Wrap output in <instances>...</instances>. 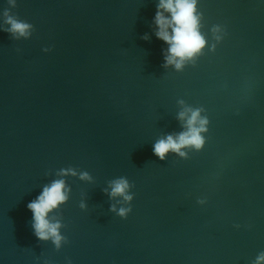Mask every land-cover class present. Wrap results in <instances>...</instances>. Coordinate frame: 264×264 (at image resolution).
<instances>
[{"label": "water", "instance_id": "water-1", "mask_svg": "<svg viewBox=\"0 0 264 264\" xmlns=\"http://www.w3.org/2000/svg\"><path fill=\"white\" fill-rule=\"evenodd\" d=\"M159 2L0 0V264H256L264 253V0H197L206 45L180 70L155 35ZM5 12L30 35L7 31ZM185 107L207 119L204 144L161 160L153 145L186 130ZM120 178L130 202L110 195ZM56 180L67 199L47 219L59 247L35 235L27 207Z\"/></svg>", "mask_w": 264, "mask_h": 264}, {"label": "clouds", "instance_id": "clouds-1", "mask_svg": "<svg viewBox=\"0 0 264 264\" xmlns=\"http://www.w3.org/2000/svg\"><path fill=\"white\" fill-rule=\"evenodd\" d=\"M197 0H160L156 12L154 23L157 27L155 35L169 45L168 53L165 56V66L174 65L180 70L185 61L193 59L198 55L206 45L205 37L199 31L200 17L196 14ZM14 3V0H10ZM166 13L168 15H166ZM5 22L10 25L6 29L14 35L28 37L30 35L31 25L20 21L5 12ZM171 30V31H169ZM213 33H219L220 28L214 27ZM148 39L147 36L144 37ZM217 40L220 39L216 35ZM183 105V101H180ZM201 109L185 107L179 114L178 119L184 121L185 131L178 135H167L159 139L153 145V153L159 159L164 160L169 152H174L184 156L182 149L194 147L200 149L204 144L201 133L205 132L208 123L206 118L201 116ZM61 175L72 174L75 171L68 169L62 170ZM81 179H90L89 175L81 173ZM111 197H123L125 202H130L132 196L128 194L129 182L125 178L114 180L110 184ZM67 199L65 183L63 180H56L51 185L46 186L42 193L31 203L27 205L33 214V228L35 235L41 240L53 239V242L60 246L62 237L59 235L60 224L51 223L48 219V213L57 208L59 204ZM83 207V205H81ZM116 211L115 206L112 207ZM130 209L120 208L118 214L125 216ZM256 264H264V253H261Z\"/></svg>", "mask_w": 264, "mask_h": 264}]
</instances>
